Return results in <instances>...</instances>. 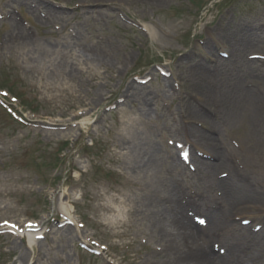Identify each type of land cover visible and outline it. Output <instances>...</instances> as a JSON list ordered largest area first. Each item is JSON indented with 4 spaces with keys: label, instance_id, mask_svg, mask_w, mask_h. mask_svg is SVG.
Returning <instances> with one entry per match:
<instances>
[{
    "label": "rangeland",
    "instance_id": "rangeland-1",
    "mask_svg": "<svg viewBox=\"0 0 264 264\" xmlns=\"http://www.w3.org/2000/svg\"><path fill=\"white\" fill-rule=\"evenodd\" d=\"M204 66L215 79L199 84ZM128 83L139 104L120 96ZM210 89L220 108L205 107ZM197 108L217 113L213 136L249 149L243 163L262 157L252 178L264 187V0H0V264H163L145 210L161 201L159 186L126 167L120 136L130 128L163 150V182L181 186L183 211H217L221 190L179 166L183 133L206 131ZM31 220L44 237L28 248L19 226ZM250 241L262 255L251 264H264V238Z\"/></svg>",
    "mask_w": 264,
    "mask_h": 264
},
{
    "label": "bare ground",
    "instance_id": "bare-ground-1",
    "mask_svg": "<svg viewBox=\"0 0 264 264\" xmlns=\"http://www.w3.org/2000/svg\"><path fill=\"white\" fill-rule=\"evenodd\" d=\"M82 3L84 4V2ZM83 51H89V54L95 56L97 60L103 61V56L95 48L83 49ZM205 67L200 68L204 73H202V77L199 76L196 80L199 84L201 82L206 83L208 80L211 83L215 79V75L206 72ZM75 74V69L70 66L67 77L73 79ZM209 93L206 94L205 92L204 98L200 96L205 107L213 105L220 108L217 104V98H215L218 97L216 90L212 89ZM104 95L102 91L96 92L94 102L102 100L101 98ZM120 96L123 97V101L139 104V101L136 100L137 95L132 91L130 83L121 92ZM254 106L252 105V108ZM200 110V108H197L194 111L196 116L201 117L196 120L205 123L207 132L204 129L192 126L189 132L186 133L185 131L183 133L184 143L188 151L187 159H184L183 162H180L178 155H175V152L171 150L168 151V155L173 158L171 162H180L179 166L182 168L186 165V161L187 164L192 163L204 176V178H201L204 179L201 184L203 189L217 187L221 190L217 195V200L218 197H221L224 205L221 204V208L219 207L217 211L214 205L205 207L203 212L206 213V220H203V222L198 221L195 216L187 212L188 208L187 211H183L186 202L182 201L180 197L175 198L181 186L177 184L176 187L174 186L175 188H171V184L163 182L164 177L161 173V166L165 167L167 163H170L163 156V150L150 145L146 138L140 134H135L130 128L120 136L121 143L127 141L124 149L130 154L124 160L126 167L138 176H146L152 184L157 183V186H159L158 196H160L162 202L158 200L150 209L145 208V205L144 208L145 210H153L150 222L158 230V240L165 246L163 250L168 252L166 254L162 250L163 254L160 253L163 255L161 261L163 264H247L246 260L250 264L256 261L259 263L262 255L256 253L250 238L253 236L261 240V238H264V231L261 230L253 235L254 232L250 228L253 221L264 218V187L252 178L254 172H258L263 159L255 154L252 156L254 158L251 163L248 159L243 163L238 153L242 152L244 154L243 149H246L249 153V149L245 145L241 146V144L230 149L231 147L226 145L225 142L213 136V133L215 134L219 128L217 113L214 112V116L207 117L202 114L204 110L202 112ZM69 126L75 127L76 125ZM160 192L163 195H160ZM194 195L186 199L188 206L191 204L195 206L198 203L196 197L200 201L206 196L205 193ZM190 199L193 200L190 201ZM239 199L246 200L234 203ZM66 215L68 216V214ZM244 217H247V221L244 220L246 219ZM62 231V233L66 232L72 235L68 226H64ZM73 236L75 237V235ZM211 240L225 245L223 255L215 254L208 248ZM34 242V239H28L26 246L29 248L34 245ZM234 244L242 246L239 248ZM171 254L175 255L174 261H170Z\"/></svg>",
    "mask_w": 264,
    "mask_h": 264
}]
</instances>
